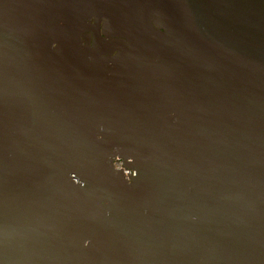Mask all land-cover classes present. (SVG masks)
Here are the masks:
<instances>
[{
    "label": "water",
    "instance_id": "water-1",
    "mask_svg": "<svg viewBox=\"0 0 264 264\" xmlns=\"http://www.w3.org/2000/svg\"><path fill=\"white\" fill-rule=\"evenodd\" d=\"M0 259L264 264V0H0Z\"/></svg>",
    "mask_w": 264,
    "mask_h": 264
},
{
    "label": "clouds",
    "instance_id": "clouds-1",
    "mask_svg": "<svg viewBox=\"0 0 264 264\" xmlns=\"http://www.w3.org/2000/svg\"><path fill=\"white\" fill-rule=\"evenodd\" d=\"M160 16H161V13H159L158 11H153L152 17L149 20V24H150L152 29L157 30L160 33H164L166 31V26L164 23L161 22ZM107 20H108L107 17H100V19H99V25H100L99 32H100L101 36L105 35V24H106ZM86 22L88 24H94L96 22L95 14L89 15ZM108 31H110V32L112 31L110 23L108 25ZM91 35H92V33L89 32V37H91ZM81 42L83 43L82 38H81ZM88 43L91 44V39H89ZM55 46H56V42L53 41L52 47H55ZM119 53H120V49L117 47H113L109 53H105L102 55H106V56L115 58L118 56ZM89 59L91 60L92 58L89 57ZM112 131H113L112 128L107 127L103 122H99L95 125L94 138L96 141L104 142L106 134H111ZM121 150L122 149L119 145H113L111 152L108 153V155L111 158V163H112L113 169H115L117 171H121L123 174V181L127 185H132L133 184L132 177L137 175V170L135 167L131 168V169L123 168L121 154H120ZM127 151L136 152V149L134 147H132V148L127 149ZM127 158L131 162L134 159V156L129 154L127 156ZM68 176L70 177V180L73 184L79 185L80 188L85 187L86 180L81 179V177L77 174V171H69ZM106 214H107V212H106ZM195 218H196L195 216L192 217V219H195ZM80 244L83 248H88L92 244V241L89 237L85 236L80 241ZM0 264H8V262L6 260L0 259Z\"/></svg>",
    "mask_w": 264,
    "mask_h": 264
}]
</instances>
